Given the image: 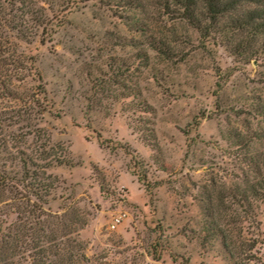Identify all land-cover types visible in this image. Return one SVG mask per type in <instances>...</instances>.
I'll return each instance as SVG.
<instances>
[{
  "label": "rangeland",
  "instance_id": "obj_1",
  "mask_svg": "<svg viewBox=\"0 0 264 264\" xmlns=\"http://www.w3.org/2000/svg\"><path fill=\"white\" fill-rule=\"evenodd\" d=\"M262 155L264 0H0V236L35 204L92 264H229L202 225Z\"/></svg>",
  "mask_w": 264,
  "mask_h": 264
},
{
  "label": "trees",
  "instance_id": "obj_2",
  "mask_svg": "<svg viewBox=\"0 0 264 264\" xmlns=\"http://www.w3.org/2000/svg\"><path fill=\"white\" fill-rule=\"evenodd\" d=\"M189 17L196 0H172ZM238 0H202L206 12L211 18L231 8ZM246 163L254 173L253 179H247L243 185L231 188L229 194L217 195L218 205L212 213H207L203 222L204 244L219 238L224 258L229 264H251L256 260L251 251L256 239L245 236L244 230L250 226L258 227L256 204L264 202V155L260 158L248 157ZM2 192L7 188V178H0ZM233 200L241 213L227 201ZM234 209V217L221 222L217 215L226 214ZM35 204L28 209H20L18 221L8 226V232L0 236V264H92L82 253V242L78 238V228L83 224L79 217L68 218L65 214L52 216L47 222L41 220ZM23 214V218L21 215ZM33 216V217H32ZM49 224V231L47 232ZM235 231H237L235 234ZM159 259V255H154Z\"/></svg>",
  "mask_w": 264,
  "mask_h": 264
},
{
  "label": "built area",
  "instance_id": "obj_3",
  "mask_svg": "<svg viewBox=\"0 0 264 264\" xmlns=\"http://www.w3.org/2000/svg\"><path fill=\"white\" fill-rule=\"evenodd\" d=\"M119 221V218H116L115 220H113L112 222V227H115L116 226V223Z\"/></svg>",
  "mask_w": 264,
  "mask_h": 264
}]
</instances>
